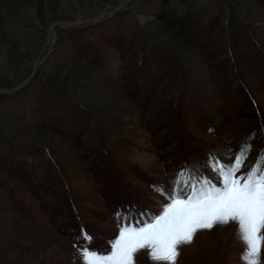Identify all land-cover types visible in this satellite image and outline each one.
I'll list each match as a JSON object with an SVG mask.
<instances>
[{"label":"rangeland","instance_id":"rangeland-1","mask_svg":"<svg viewBox=\"0 0 264 264\" xmlns=\"http://www.w3.org/2000/svg\"><path fill=\"white\" fill-rule=\"evenodd\" d=\"M0 92V264H82L117 212L161 211L165 163L214 180L206 147L231 163L246 130L237 175L264 153V0H0ZM244 248L217 223L176 264H245ZM149 252L134 264H166Z\"/></svg>","mask_w":264,"mask_h":264},{"label":"snow or ice","instance_id":"snow-or-ice-1","mask_svg":"<svg viewBox=\"0 0 264 264\" xmlns=\"http://www.w3.org/2000/svg\"><path fill=\"white\" fill-rule=\"evenodd\" d=\"M251 147L243 144L231 163L210 156L201 167L212 170L214 180L197 168H185L175 174L170 186H154L162 196L158 201L161 211L141 213L135 220L117 212L121 226L106 252L91 249L92 238L84 235L82 264H134V254L141 249H149L153 261L176 264L179 246L190 244L198 230L229 222L237 223L245 245L242 260L245 264H260L264 248V153L258 154L246 172L237 175Z\"/></svg>","mask_w":264,"mask_h":264},{"label":"trees","instance_id":"trees-1","mask_svg":"<svg viewBox=\"0 0 264 264\" xmlns=\"http://www.w3.org/2000/svg\"><path fill=\"white\" fill-rule=\"evenodd\" d=\"M163 18L168 24H171L172 26H178V27H181V28H184L187 25V23H190V22L193 21L192 20V16H190V15H186V16L179 15V14L175 13L172 9L166 10L164 15H163ZM251 116H256V115H254L253 111H252V115ZM209 129L210 130H208V131L211 132L214 137H218V138L221 139V137L217 136L214 133V131H213L214 128L212 126H209ZM246 132H247V130L242 132L241 134L237 135V140L239 138H242L241 141L246 140L247 143L251 142L252 138H253V133H251V132H247L246 133ZM206 151H207L206 152V159L207 160H209L210 156L213 157L214 155H216V154H212L213 150L208 149L207 147H206ZM166 156H167V154H166ZM173 158H174V156H171V158H169L168 160L171 161ZM50 160L52 161V163H54V165L56 167V164H55V161L53 160V158L50 157ZM165 164L166 165L164 166V170L166 171L165 173L167 175V182H168V184H171V182L175 179V175L172 172V168L173 167L171 166L170 170L168 171L167 170L168 163H165ZM159 186H162V185L160 184Z\"/></svg>","mask_w":264,"mask_h":264},{"label":"water","instance_id":"water-1","mask_svg":"<svg viewBox=\"0 0 264 264\" xmlns=\"http://www.w3.org/2000/svg\"><path fill=\"white\" fill-rule=\"evenodd\" d=\"M63 25V27H77V26H83V25H77V24H72V23H63L62 24ZM0 93H4V92H0Z\"/></svg>","mask_w":264,"mask_h":264},{"label":"bare ground","instance_id":"bare-ground-1","mask_svg":"<svg viewBox=\"0 0 264 264\" xmlns=\"http://www.w3.org/2000/svg\"><path fill=\"white\" fill-rule=\"evenodd\" d=\"M52 37H54V36H52Z\"/></svg>","mask_w":264,"mask_h":264}]
</instances>
